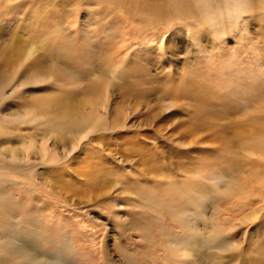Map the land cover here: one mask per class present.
Returning <instances> with one entry per match:
<instances>
[{
	"label": "rangeland",
	"instance_id": "rangeland-1",
	"mask_svg": "<svg viewBox=\"0 0 264 264\" xmlns=\"http://www.w3.org/2000/svg\"><path fill=\"white\" fill-rule=\"evenodd\" d=\"M101 1L0 0V82L37 76L16 95L9 97L7 87L5 96L0 92V131L17 125V112L45 118L36 128L12 130L24 135V142L26 135L33 136L36 148L29 161L35 166L30 180L28 174H11L22 178L10 193L5 191L7 198L0 195L1 205L11 203L18 220L20 211L34 217L27 229L39 235L62 239L66 232L68 241L76 238V258H62L60 264H264V145L258 144L264 142V0L250 1L246 26L241 17L242 24L224 27L216 39L196 32L197 27L185 37V29L174 25L167 12L161 51L156 42L144 48L139 64L130 61L138 46L125 39L136 22L129 19L124 26L123 16L93 6ZM197 2L161 3L165 9L173 4L195 11ZM191 33L202 39L195 41ZM143 59L149 65L144 73L131 74L130 68L141 67ZM201 76L212 82L214 108L175 93L183 79ZM228 81L248 91L224 97L240 107L239 113L225 115L220 113L226 106L217 97L227 94ZM92 82L111 83L106 93L115 124L80 141L68 161L59 159L66 150L50 136L46 148L59 157L51 166H38L41 157L35 152L43 134H49L43 125L50 117L32 105L54 90L83 99ZM22 99L31 102L28 107L20 108ZM203 109L220 112L204 123ZM64 146L71 152V145ZM27 181H32L28 197L22 190ZM56 199L67 201L69 210L54 211L50 204Z\"/></svg>",
	"mask_w": 264,
	"mask_h": 264
},
{
	"label": "bare ground",
	"instance_id": "bare-ground-1",
	"mask_svg": "<svg viewBox=\"0 0 264 264\" xmlns=\"http://www.w3.org/2000/svg\"><path fill=\"white\" fill-rule=\"evenodd\" d=\"M76 1L78 3V0H76ZM96 1L97 0H89L90 3H94ZM197 1H198L197 2V9L195 11L191 10L187 5H184V7H181L179 5H173V4H171V5L168 4V5H170V6H168L169 8L165 9L164 4L161 3L162 0L160 2H158V0H153V1H151V0H103L101 2L95 3L93 6L97 5V8H102V9L107 8L109 10H112V12H114V14H119V15L123 16L124 18H123L122 22H124L123 23L124 26L129 25V23H128L129 19H132V21L136 22V29H133L129 32L128 31L125 32L126 33L125 39L128 38L126 40V42H128V44H134L135 43L136 46H138L137 47L138 49H136L137 54L136 55L134 54L133 59L130 61H132L136 64H139L138 63L139 62L138 56H140L139 53H140V51H143L144 48H146L148 50V47L149 48H151V46L154 47V44L156 42V45H157L156 48L158 47L159 50L161 51V49H162L161 41L163 42L164 38L168 34V32H166L167 26H168L166 24L169 22L167 20V18L169 19V17H168V15L166 16L167 12L172 14V18L175 20L174 25L176 23H177V25L180 24V27H181L180 29H183V30L185 29V31H186L185 37H188L187 33L189 31H192L191 30L192 28H195V30H196L197 25L201 22V20L203 18H210L212 21H214L212 28H213L214 32L216 33L215 39L217 37L218 31H220L224 27L228 28L231 26L230 27V29H231L234 25L236 26V24H234L235 17L233 15V9L235 7L243 4V6L245 8L244 11H248V12L252 13V9H248V8H252L250 6L251 0H247V2H245V0H220L219 3H216L215 0H197ZM73 3H75V2H73ZM79 4H80V2H79ZM79 4H78V6H79ZM169 9L173 10V11H168ZM250 15L244 16L245 19L247 17H249ZM223 17H224V19H223ZM222 21L224 22V24L226 26L223 24ZM241 22H240V24H242ZM243 22H244V18H243ZM246 22H248V21H246ZM246 22H244V25ZM171 25H172V22H171ZM237 26H238V24H237ZM161 30H166V31L161 32ZM240 30H241V28H240ZM240 30H239V32H240ZM193 31H194V29H193ZM196 32H200V31L197 30ZM231 32H232V30H231ZM242 32L243 31L241 30V33ZM142 33H144L145 39L140 38V35ZM193 33H191V36H194V40L198 42L199 41L198 38H201L200 34L198 33V35H197V34H193ZM189 34H190V32H189ZM243 36H245V34L241 35V38ZM244 39L245 38L243 37V41H244ZM243 44H244V42H243ZM240 46H241V42H240ZM246 48H248V47H246ZM144 60L145 59H143V61ZM146 60H148V59H146ZM146 60H145V62H146ZM145 62L142 64V66H141L142 68L137 67L138 65L136 66V68L133 67L134 69L130 68L131 69L130 73L131 74L135 73L137 76H141L140 74L144 73L145 66L146 67L149 66L147 64V62L146 63ZM32 66L34 68H36L37 70H41L36 64H33ZM46 74L51 76V74L48 71ZM195 76H194V78H195ZM20 78L21 79H19L18 83L14 82V78L11 81H10L11 78H9V79H5V80L0 82V92L2 91L3 96L6 95L4 93V90L6 89V87L9 88L10 90H12V93L9 96V97H11L13 95H16L17 93H20L21 89L24 87V85H28L29 81L35 80L37 78V76L30 77L29 81L23 77H20ZM203 80H202V76H201V78H199L197 80L196 79H192V80H188V81L186 80V82H185V79H183L181 84H179V86L177 85L178 88L175 89V91H176L175 93L178 92L180 94V96H182V97L190 98V99L197 101L199 103V106L206 105L207 108H211L209 106L212 104V102H214V99L216 98L214 95H213V97H209L210 94H212L211 93V90L213 89V86L211 85L212 82H206ZM8 82H9V84H8ZM219 83H220V81H219ZM88 84H89L88 88L85 87L86 89L84 90L83 94L81 93L82 95H85L84 98L82 97L83 99H80L81 97H79V95H77L79 97V99H77V97H75L71 93L63 95V94L57 93L54 90L55 92L50 91L49 94L43 95L41 97L42 98L41 100H39L37 103L35 102L32 105V107L34 109H38L41 113H43L42 115H44V116L48 115L50 117V121L47 123L44 122L45 125H43V126H47L49 134L48 135L43 134L44 136H42L41 145L39 146V148L36 149V152H35V154H39L41 157V160H40L38 166L39 165L41 167L47 166V165L51 166L54 164V161L55 162L57 161V159L59 157L58 155H56L55 152L50 153L49 150H47V148H46V142H48V140L51 138L50 136H52L53 138H56V140L55 139L54 140L58 141V143L63 144L64 149L62 147H61V149H63V151L66 150L65 152L67 153V156H65V157L60 156L59 159L64 158L63 159V161H64V160H67L68 158H70L75 147L79 146L78 144L80 143V141L82 142V140H87L88 137L94 133L105 132L108 130L109 126H111V128H112V126L115 124V122L112 123L113 120H112V118H110V116H111L110 115V112H111L110 106L111 105H109V97L107 95L108 92L106 93V90L111 86V83H107L105 86H103V84H101V83H95V82H92L91 84L88 83ZM230 84H233L234 86L230 87ZM47 87L49 88V85H47ZM48 88H47V90H48ZM239 89H241L242 94H243V92L248 91L246 89L245 85L240 87V85H238V84L236 85V82L235 83L232 81L227 82L226 90H225V92H227V94H225V96L223 95L222 97H219V96L217 97V98H219V100L222 99L223 102L221 101V103H224L226 106V112L225 113L221 112L220 114L228 115V114L239 113L240 107H238L239 106L238 104H237L238 106L236 104H230V102H231L230 99H228L227 103L225 101V98L227 99V97H229L230 95L233 97L234 95L232 93H236ZM219 91H221V90H219ZM220 94H221V92H220ZM6 98L7 97H5V99ZM244 98H246V97H244ZM250 99H251V97H250ZM246 100L248 101L249 98H247ZM246 100L244 99L245 102H246ZM23 102H24V100L22 99L20 102L21 103L20 108L28 107V105L31 103V102H28L26 104L24 102L25 104H23ZM227 104H228V106H227ZM197 106H198V104H197ZM199 106H198V108H199ZM220 107H221V105H220ZM213 108H214V105H213ZM203 110H204V114L201 117L204 119V123L209 120L208 118H211L213 116H217V114L220 112V111H217V109L216 110L211 109V111L205 110V109H203ZM195 115H196V113H195ZM38 116L39 115H37L36 113H33L31 111L17 112L13 115L14 119L16 121H18L17 125L14 126L13 128H11L10 131H5V132L0 131V142L2 143V144H0V149H2L1 147H3V144H9L3 148L4 151L0 152V195L1 196H5L7 198V196H9V195L5 191H8L10 193L9 190L13 189V187H11V186L15 185L17 183L16 181H18V182L21 181L22 177L21 178H14L11 176L12 173L21 172L24 175L28 174V175H30V176H28L29 178H27L29 180L32 177L31 176V174H32L31 168L33 166H35V163L29 161V159H31L30 158L31 154H29V153L36 148L35 147L36 142L32 138L33 136H31V135H30L31 137L26 135V138H28V141L24 142V135H22L18 132L16 134H14V132H12V130L16 129V131H17L19 129V131L22 132L23 130L22 129L20 130L21 127L26 128L27 126H31L33 128H36V125H37L36 123L38 121L43 122L45 119V118H43L41 120L36 119ZM246 120H248V118ZM110 123H111V125H108ZM254 124H256V122H254ZM249 125L247 128H249ZM253 127H250V128H253ZM255 127L259 130L263 129L261 126L260 127L255 126ZM110 131H112V130H110ZM53 138H52V140H53ZM16 140L18 141V144H16V145H19L18 147L12 145L13 144L12 141L15 142ZM83 142H85V141H83ZM87 143L89 144L88 141H87ZM52 144H54V142ZM67 144L71 145V152H69L68 147L64 146ZM258 144H262V146H263L264 142L259 141ZM85 146H87V145H85ZM82 147H84V146H82ZM55 148H57V147H55ZM262 148H264V146ZM74 153H76V152H73V154ZM62 156H63V154H62ZM55 157H56V160H55ZM61 163H63V162H61ZM3 164L5 165L6 168L2 167ZM58 168H60V167H58ZM3 177H5V178H3ZM31 182L32 181L23 182L24 187H22V190H23L24 194L28 191L27 186ZM68 183H70V182H68ZM4 185H6V187ZM48 187H50V186H48ZM35 193H36V191L33 190V192L30 193L29 198H33L35 196L34 195ZM28 195L29 194L27 192L26 196L28 197ZM15 196L17 198V195H15ZM16 198H14V199H16ZM9 201H10V199H9ZM1 204L2 203L0 202V253H2V254H0V264H38V263L39 264L40 263H42V264H60L61 261L63 260L62 258H66V257L76 258V255L79 252L77 245H75V242H74V241H76L75 240L76 238H73V239L68 241L66 238V235H67L66 232L64 234L62 233L63 234V236L61 237L62 239L53 238V237H52L53 239L52 238L49 239L48 237H44L41 234L39 235V234H37V232L39 230L36 229L37 231H34L35 229H33L32 227L30 228L31 230L27 229L30 227V225L32 226L33 222H31V220L34 219V217L29 218L30 216L28 217V215H26V217H25V215L23 214V211H20L18 214V217L20 220L19 221L17 219V216H16V210H15V208H13L11 206V203L9 205L6 204V206L1 205ZM50 205L52 206L54 211L55 210H62V211L69 210V209H67V201H65V200L63 202H61L59 199H56ZM25 206L31 207L32 204L27 203V204H25ZM78 208H80V207H78ZM24 209H25V207L23 208V210ZM77 210L82 211V208L77 209ZM14 220L21 222V224L20 225H11L10 221H14ZM26 229H27L28 233L25 231ZM57 237H58V234H57ZM42 241H44L45 243H42ZM77 244H78V242H77ZM34 258H41V261H38V262L34 261L33 260ZM48 258H51V259H48Z\"/></svg>",
	"mask_w": 264,
	"mask_h": 264
},
{
	"label": "clouds",
	"instance_id": "clouds-1",
	"mask_svg": "<svg viewBox=\"0 0 264 264\" xmlns=\"http://www.w3.org/2000/svg\"><path fill=\"white\" fill-rule=\"evenodd\" d=\"M245 2H247V0H245ZM256 3H257V0H256ZM244 9L245 8H244L243 4L238 5L237 7H235L233 9V15L235 17L234 24H238L240 22L241 17L248 16V15L252 14L251 12L244 11ZM248 9H252V8H248ZM213 23H214V21H212L210 18H203L201 20V22L197 25L198 31H201V32L207 31L211 35L215 36L216 33L214 32V30L212 28ZM226 251H228V250H226ZM0 254H2V253H0Z\"/></svg>",
	"mask_w": 264,
	"mask_h": 264
},
{
	"label": "snow or ice",
	"instance_id": "snow-or-ice-1",
	"mask_svg": "<svg viewBox=\"0 0 264 264\" xmlns=\"http://www.w3.org/2000/svg\"><path fill=\"white\" fill-rule=\"evenodd\" d=\"M0 102H2V101H0ZM36 119H39V118L37 117Z\"/></svg>",
	"mask_w": 264,
	"mask_h": 264
}]
</instances>
